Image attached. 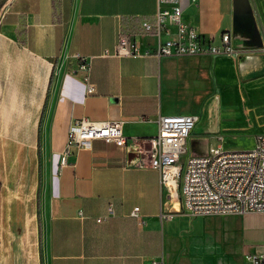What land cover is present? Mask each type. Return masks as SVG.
Listing matches in <instances>:
<instances>
[{"label": "crops", "instance_id": "0c3cea01", "mask_svg": "<svg viewBox=\"0 0 264 264\" xmlns=\"http://www.w3.org/2000/svg\"><path fill=\"white\" fill-rule=\"evenodd\" d=\"M155 11V0H8L0 12V264H179L169 257L177 244L188 261L198 259L186 232L201 218L167 227L163 219L186 213L167 198L157 171L136 164L158 115L197 116L202 124L186 143L220 138L221 75L250 69L256 57L243 51L246 25L232 0H196L182 12L212 43L223 32L234 37L229 55L113 56L121 33L134 35L141 52L153 49L157 38L127 21ZM74 52L89 63L92 94L72 73ZM82 118L121 121L125 143L94 139L59 167L67 127ZM108 206L111 214L96 221ZM211 219L236 233L241 264L251 252L264 264V212Z\"/></svg>", "mask_w": 264, "mask_h": 264}, {"label": "built area", "instance_id": "2783aa9c", "mask_svg": "<svg viewBox=\"0 0 264 264\" xmlns=\"http://www.w3.org/2000/svg\"><path fill=\"white\" fill-rule=\"evenodd\" d=\"M156 11L151 18H143L138 28L144 35H152L157 42L152 50L141 52L134 35L121 33L117 36L111 54L130 55H181V54H226L233 52L231 36L223 32L219 43L206 40L182 20V12L196 0H155ZM175 28L172 33L171 27ZM173 38L162 40L161 36ZM104 53L108 52L104 50ZM80 72V80L86 94H92L94 87L89 78V63L86 57L74 52L70 56ZM197 122L194 115H158L155 135L145 138L146 148L136 166L158 172L161 189L167 195L171 188L174 200L181 212L199 216H230L246 212H264V133L254 136L250 149L238 150L218 145L209 148L207 154H190L183 159L186 139ZM94 139L113 142L117 146L125 143L121 132V121H93L82 118L67 127V138L59 156V167L67 162L76 148H90ZM170 196V195H169ZM111 214L107 207L106 216ZM138 216V207L130 211ZM167 217H170L167 213ZM150 264H164L162 259L151 260ZM244 264H263L261 254L251 252L244 255Z\"/></svg>", "mask_w": 264, "mask_h": 264}, {"label": "rangeland", "instance_id": "374dc122", "mask_svg": "<svg viewBox=\"0 0 264 264\" xmlns=\"http://www.w3.org/2000/svg\"><path fill=\"white\" fill-rule=\"evenodd\" d=\"M7 1L0 0V12ZM247 2L253 24L249 22L248 27L244 29L247 45L243 51L252 53L256 60L248 64L250 69L236 73L229 69L227 73H222L218 91L224 93L215 95L217 99L222 98L220 109L223 125L216 127L220 138L216 135L208 137L207 140L191 138L185 145L183 159L190 154H207L209 148L218 145L229 149L247 150L253 146L254 136L264 132V0H247ZM251 25L255 27V37H251ZM232 39L235 40L234 37ZM201 124L202 121H197L193 131H197ZM208 129L209 127H206V130ZM191 217L201 218L191 232H186L189 236L187 247L197 253L198 259L193 262L188 261L183 256L185 249L182 254L178 253L177 244L173 248L169 247V257L172 260L177 258L179 264H241L242 250L236 233L221 231L219 221L215 222L211 219L228 216L181 213L163 221L167 227L184 228L190 223Z\"/></svg>", "mask_w": 264, "mask_h": 264}, {"label": "water", "instance_id": "95a60500", "mask_svg": "<svg viewBox=\"0 0 264 264\" xmlns=\"http://www.w3.org/2000/svg\"><path fill=\"white\" fill-rule=\"evenodd\" d=\"M232 10L238 21H244L247 27L249 22L253 24L247 0H232ZM251 37H255V27L253 25H251Z\"/></svg>", "mask_w": 264, "mask_h": 264}, {"label": "trees", "instance_id": "16d2710c", "mask_svg": "<svg viewBox=\"0 0 264 264\" xmlns=\"http://www.w3.org/2000/svg\"><path fill=\"white\" fill-rule=\"evenodd\" d=\"M141 19H143V18H131L127 22L129 23V26H131V27H138V23ZM123 29H126V28L123 27ZM125 34H131V33H125Z\"/></svg>", "mask_w": 264, "mask_h": 264}, {"label": "bare ground", "instance_id": "6f19581e", "mask_svg": "<svg viewBox=\"0 0 264 264\" xmlns=\"http://www.w3.org/2000/svg\"><path fill=\"white\" fill-rule=\"evenodd\" d=\"M249 114V113H248ZM170 195V196H169ZM167 198L169 199V200H172V201H175L174 200V192H173V189L171 188V190H170V192H168V194H167ZM175 204H176V201H175Z\"/></svg>", "mask_w": 264, "mask_h": 264}]
</instances>
